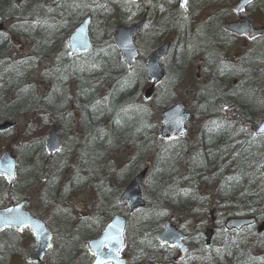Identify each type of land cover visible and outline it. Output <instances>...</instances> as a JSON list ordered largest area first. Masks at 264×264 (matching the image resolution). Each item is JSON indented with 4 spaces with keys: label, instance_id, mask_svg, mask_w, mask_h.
Wrapping results in <instances>:
<instances>
[{
    "label": "trees",
    "instance_id": "16d2710c",
    "mask_svg": "<svg viewBox=\"0 0 264 264\" xmlns=\"http://www.w3.org/2000/svg\"><path fill=\"white\" fill-rule=\"evenodd\" d=\"M203 1L188 0L183 13L178 0H0V123L22 119L28 129L21 137L34 142L23 146L18 158V171L26 169L23 184L18 174L11 188L0 180V203L7 195L3 206L11 205V192L18 187L40 194L55 228L69 235L46 262L89 264L85 243L115 213L127 219V246L134 249L136 264L171 261L170 251L156 241L171 213L213 217L220 220L212 224L215 231L233 217L264 223V136L254 135L264 120V36L232 56L231 44L238 39L221 25L232 17L233 2ZM211 7L217 9L213 15L198 14ZM252 7L264 16V0ZM87 15L93 49L69 58L65 38ZM143 17L135 34L139 63L129 70L111 36L117 25ZM167 41L166 77L145 101L143 57ZM43 61L50 62L48 67L42 68ZM192 63L202 74L188 86V127L196 125L195 139L160 143L148 104L162 110L176 102L174 90ZM32 118L43 124L50 118L61 135L64 128L80 135L75 151L65 152L60 163L59 154L48 156L43 136L35 138ZM146 167L145 208L130 215L118 206V197ZM86 190L98 195L99 209L80 212L69 230L62 203ZM188 237L191 251L176 264H264V232L257 234L253 227L226 233L216 248H205L201 229ZM21 246L18 234L3 232L0 264H10Z\"/></svg>",
    "mask_w": 264,
    "mask_h": 264
},
{
    "label": "water",
    "instance_id": "95a60500",
    "mask_svg": "<svg viewBox=\"0 0 264 264\" xmlns=\"http://www.w3.org/2000/svg\"><path fill=\"white\" fill-rule=\"evenodd\" d=\"M252 2L253 0H238L233 10L239 14ZM179 5L183 11H186L187 0H179ZM143 22L144 20L129 26L118 25L115 27L112 41L127 68H131L138 57V49L133 38ZM90 24L91 17H85L66 38L65 44L70 57L85 54L92 49L93 46L89 37ZM222 28L229 34L244 37L247 41H252L264 34V24L259 28H254L246 18L226 23ZM169 45V43L163 44L151 52L145 59V79L151 83L150 87L144 91L145 98H149L153 88L164 79L165 72L160 68L159 62L166 56ZM189 119L190 114L185 112V107L182 104H175L161 111L157 131L158 140L165 142L184 137L186 134L185 126ZM13 127V123L3 122L0 124V133L9 131ZM255 135H264V121L255 129ZM45 148L49 155L55 154L60 149V142L55 127H51L46 134ZM146 172L147 169H144L137 174L128 183L118 200L119 204H127L130 213L143 209L145 206L140 186ZM0 176L7 181L9 186H12L15 182V159L7 150L3 151L0 155ZM25 205L26 200H22L14 205L0 209V233L5 230H13L18 233L23 230L29 231L34 238L35 244L33 251L26 257V261L35 264H47L42 262V258L51 248L52 233L46 228L44 222L33 218L24 210ZM254 223V218H230L225 221L224 228L228 231H239L243 227ZM125 227V217L118 214L114 215L105 224L100 235L87 242V250L92 256L90 264H126V261L121 257V251L125 246ZM257 232H264V223L257 226ZM212 235L213 231L210 229H207L204 233L205 245L207 247L211 243ZM156 239L161 245L177 247L181 255H184L187 251L183 242L184 235L175 230L169 222L163 224L162 230L157 234Z\"/></svg>",
    "mask_w": 264,
    "mask_h": 264
},
{
    "label": "rangeland",
    "instance_id": "374dc122",
    "mask_svg": "<svg viewBox=\"0 0 264 264\" xmlns=\"http://www.w3.org/2000/svg\"><path fill=\"white\" fill-rule=\"evenodd\" d=\"M205 1L206 0H204L203 3ZM230 1L234 3L236 0H230ZM215 10L217 9H215L214 7L206 8L204 10L199 11L198 14L200 16H205V15L208 16L211 14L213 15ZM245 16L246 18H248V20L251 22L253 26H258L264 23V16L260 15L257 12V10L253 7L246 11ZM201 30H203V27H200V31ZM170 36L172 37L171 34ZM240 48H245V44L243 40L238 39L232 42L231 49L229 52L232 56L235 57V54L238 55ZM42 64H43L42 68H46L48 67L50 62L43 61ZM161 64L164 67L165 61H163ZM199 70H200L199 67L195 63H192L187 68L183 76V79L181 81V84L174 90L173 97L176 99L175 101H180L184 103L186 106L191 104L192 92L189 90L188 86L193 85L198 79H200V76L202 78V74L199 72ZM148 107L152 111L153 120L156 123H158L160 111L154 105L152 106L151 103L148 104ZM27 117L28 116H25L24 119H26ZM30 121H31V127L34 129L35 134H36L35 138L39 140V135H42L43 142H44L46 132L51 126L50 118H47L45 124H43L42 122H40V120L35 119V118H32ZM14 122H15V127L12 129L11 133H7V134L0 136V154L4 150H8L16 158L19 164L18 158L19 156H21L20 154L23 151L22 149L23 146H25L27 143H34V142H33V139H31L28 142H25L27 141V138L21 137V132L26 131L28 129L27 125L22 122V119L16 120ZM195 132H196V125L195 124L190 125V127H188L189 143L194 141ZM32 134L35 136L33 131H32ZM58 135L60 139L62 135L64 138V139H61L62 140L61 152L56 158L60 160L58 161L60 163L61 160H64L65 152L70 153L71 151L72 152L75 151L74 145L81 136L76 135L75 137H73V135L66 128L62 130V135L59 133ZM84 150L85 149H83V151ZM118 155H119L118 159H121V158L123 159L124 154L122 152H120ZM35 157H37V155ZM25 164H27V162H25ZM25 172H26L25 167L21 166L18 171L20 185L23 184ZM59 183L61 184L62 181H60ZM113 184H115L114 179H113ZM22 189L23 191H20ZM27 194L30 196V198L28 200L26 210H28L34 217L42 219L46 223V225L49 227V229L53 232L52 249L45 255V261H47L48 259L52 258L57 253L58 247L61 245L63 241H65V238L68 237L69 235H66L65 232H63L60 228H55V227H58V225L55 221H53V219L50 220V218H52V214H50V212L47 210L46 204L42 203L41 201L42 197L40 196L38 192H29V190L26 188L18 187L16 191L11 192V197L13 201H17L21 198H25ZM6 201H7V195L5 196L4 203L8 202ZM97 201H98V195L96 194V197H95L94 193L91 190H86L84 192L74 194L73 197L71 198L64 199L62 203L63 205L61 207L65 209L66 211H68V213L65 216L68 215L70 218L66 220L72 224V225H68L69 230H72L73 226H75L76 223L73 224V222L76 220V217L79 216L80 212H83V214L89 213L91 209H94V211L96 212L98 211L99 208L97 206ZM4 203L1 202L0 207L3 206ZM169 220L173 224V226H175L177 230L187 235V237L192 234L194 229H201L202 231H204L206 228H212L213 223L218 224L220 222V220H216V219L214 220L213 217L209 218L208 215L190 216V215H181L177 213H171ZM51 221L53 222L52 224H50ZM102 222L104 223V220ZM18 236L20 237V244L22 246L19 252H17L15 256H13V258L10 259V264H25L26 256L33 249L34 241H33L32 236L27 231H23L22 233L18 234ZM225 236H226V233L224 232V230L222 229L217 230L216 238L213 239L212 241L214 248L220 245V242ZM190 241H191L190 239L186 241L188 246H190ZM133 253H134V249L128 246L122 252V257L126 259L128 264H135ZM169 254H172L173 256L176 255L173 250H170V253H168V255Z\"/></svg>",
    "mask_w": 264,
    "mask_h": 264
},
{
    "label": "flooded vegetation",
    "instance_id": "af4514ba",
    "mask_svg": "<svg viewBox=\"0 0 264 264\" xmlns=\"http://www.w3.org/2000/svg\"><path fill=\"white\" fill-rule=\"evenodd\" d=\"M172 250L174 251V253H175L177 256H179V255H178V252H177L176 249L172 248Z\"/></svg>",
    "mask_w": 264,
    "mask_h": 264
},
{
    "label": "bare ground",
    "instance_id": "6f19581e",
    "mask_svg": "<svg viewBox=\"0 0 264 264\" xmlns=\"http://www.w3.org/2000/svg\"><path fill=\"white\" fill-rule=\"evenodd\" d=\"M69 58H74V57H70L69 54H67ZM126 174V173H125Z\"/></svg>",
    "mask_w": 264,
    "mask_h": 264
}]
</instances>
